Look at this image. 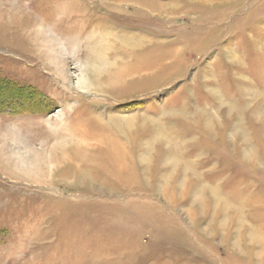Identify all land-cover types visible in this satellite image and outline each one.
<instances>
[{
    "label": "rangeland",
    "instance_id": "rangeland-1",
    "mask_svg": "<svg viewBox=\"0 0 264 264\" xmlns=\"http://www.w3.org/2000/svg\"><path fill=\"white\" fill-rule=\"evenodd\" d=\"M200 1L0 0V264H264V0Z\"/></svg>",
    "mask_w": 264,
    "mask_h": 264
},
{
    "label": "bare ground",
    "instance_id": "bare-ground-1",
    "mask_svg": "<svg viewBox=\"0 0 264 264\" xmlns=\"http://www.w3.org/2000/svg\"><path fill=\"white\" fill-rule=\"evenodd\" d=\"M102 35H105L104 33L102 34ZM137 37V36H136ZM135 37V39H133L132 38V36L131 37H127V36H124L123 35V37H119L118 36V40H119V42L120 43H122L123 45H125L126 47H128V48H130V49H134V47L133 46H135V45H138V46H143V43L142 44H140L139 45V43H141V40L142 39H140V38H136ZM143 42V41H142ZM156 43V42H155ZM116 47V46H115ZM152 47H154L153 45H151V47L150 48H152ZM139 48V47H138ZM149 48V47H148ZM134 51V50H133ZM148 51H149V49H148ZM147 51V52H148ZM144 52H146V50L144 51ZM143 52V53H144ZM139 53V52H138ZM148 53H150V52H148ZM100 55V54H99ZM103 55V54H102ZM145 55H146V53H145ZM131 56V55H130ZM134 56L136 57V58H141V56L140 55H137V54H134ZM125 57V56H124ZM121 58V57H120ZM144 58V57H143ZM144 61V60H143ZM145 62V61H144ZM134 63V62H133ZM148 63H146L145 65L143 64V65H140V67L141 68H145L146 70L148 69H151V68H154V67H150V65H147ZM124 65H125V63H124ZM127 65V64H126ZM139 65V64H138ZM139 68V67H138ZM128 69V68H127ZM132 70V68H130L127 72H112V71H108L109 73H107V75L105 76V77H103V79L104 80H106V79H108V77H112V76H114L115 78H118V79H120L122 76H124L125 77V75L128 73V72H130ZM135 70V69H134ZM139 72H140V70H139ZM133 73V72H132ZM137 73V72H136ZM129 77V76H128ZM119 81V80H118ZM179 113L180 112H183V110H181V111H178ZM185 114V113H184ZM206 114V113H205ZM207 117V116H206ZM204 118V117H202V118H204L203 119V125H201L202 126V128H204V129H206V131L207 130H209V129H207L209 126H207L208 125V122H209V120L207 119V118ZM157 125V124H156ZM115 127V126H114ZM160 131V129L159 128H155L154 129V137H155V139H156V137L157 138H160L161 136H159V132ZM164 131V130H163ZM164 133V132H163ZM162 134V133H161ZM166 135V134H165ZM166 139V138H165ZM162 140V139H161ZM168 140V139H167ZM59 154H60V152H59ZM58 154V155H59ZM254 154H253V150H252V148L251 149H249V148H247L246 149V151H245V149L243 150V154H242V156H244L246 159H248V160H252V159H254L255 157L253 156ZM175 157L176 156H174V152H173V150H170V151H168L167 152V154L163 157L164 159H166V163L168 162V161H175L176 159H175ZM139 158L140 159H138V160H140L142 163L145 161L144 159H146V157H145V153L143 152V153H141L140 155H139ZM60 159V158H59ZM58 158H57V156H55L53 153H51V155L50 156H48V159L47 160H49V161H51V162H55L56 160H59ZM58 163H60L59 161H58ZM184 165V164H183ZM184 167H185V165H184ZM184 167H183V169H184ZM187 168V167H186ZM58 170V169H57ZM74 170V169H73ZM72 170V171H73ZM76 170V169H75ZM55 172V171H54ZM68 174H71V173H68ZM72 176H74V177H77V180L79 179V180H81V178L83 179L84 177H88V175H86V173L85 172H81V170H80V168L79 169H77V171H73V174H71ZM89 178V177H88ZM90 179V178H89ZM88 179V180H89ZM86 181V180H85ZM88 182H91V181H88Z\"/></svg>",
    "mask_w": 264,
    "mask_h": 264
},
{
    "label": "crops",
    "instance_id": "crops-1",
    "mask_svg": "<svg viewBox=\"0 0 264 264\" xmlns=\"http://www.w3.org/2000/svg\"><path fill=\"white\" fill-rule=\"evenodd\" d=\"M210 0H203L202 2L203 3H206V2H209ZM201 1H200V3H202Z\"/></svg>",
    "mask_w": 264,
    "mask_h": 264
}]
</instances>
